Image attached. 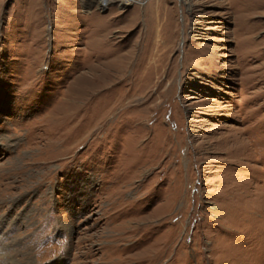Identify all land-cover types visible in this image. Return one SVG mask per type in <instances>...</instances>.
<instances>
[{
  "label": "rangeland",
  "instance_id": "rangeland-1",
  "mask_svg": "<svg viewBox=\"0 0 264 264\" xmlns=\"http://www.w3.org/2000/svg\"><path fill=\"white\" fill-rule=\"evenodd\" d=\"M0 0V264H264V0Z\"/></svg>",
  "mask_w": 264,
  "mask_h": 264
},
{
  "label": "bare ground",
  "instance_id": "bare-ground-1",
  "mask_svg": "<svg viewBox=\"0 0 264 264\" xmlns=\"http://www.w3.org/2000/svg\"><path fill=\"white\" fill-rule=\"evenodd\" d=\"M109 2V0H101V4L102 5H106L107 3ZM133 2V0H122V4L121 6H126V5H129Z\"/></svg>",
  "mask_w": 264,
  "mask_h": 264
}]
</instances>
